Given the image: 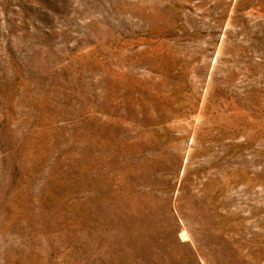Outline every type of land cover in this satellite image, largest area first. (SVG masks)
Segmentation results:
<instances>
[{"label": "rangeland", "instance_id": "1", "mask_svg": "<svg viewBox=\"0 0 264 264\" xmlns=\"http://www.w3.org/2000/svg\"><path fill=\"white\" fill-rule=\"evenodd\" d=\"M0 264H264V0H0Z\"/></svg>", "mask_w": 264, "mask_h": 264}]
</instances>
